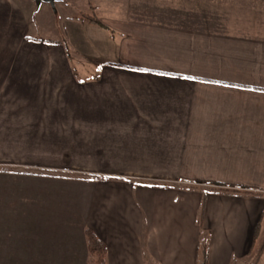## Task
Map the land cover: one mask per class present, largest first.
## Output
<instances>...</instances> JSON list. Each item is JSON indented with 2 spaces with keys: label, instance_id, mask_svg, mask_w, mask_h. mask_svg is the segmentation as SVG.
<instances>
[{
  "label": "crops",
  "instance_id": "obj_1",
  "mask_svg": "<svg viewBox=\"0 0 264 264\" xmlns=\"http://www.w3.org/2000/svg\"><path fill=\"white\" fill-rule=\"evenodd\" d=\"M93 8L102 26L74 25L116 59L47 43L0 62V264H87V230L107 264H200L201 243L208 264H247L264 244V0Z\"/></svg>",
  "mask_w": 264,
  "mask_h": 264
},
{
  "label": "rangeland",
  "instance_id": "obj_2",
  "mask_svg": "<svg viewBox=\"0 0 264 264\" xmlns=\"http://www.w3.org/2000/svg\"><path fill=\"white\" fill-rule=\"evenodd\" d=\"M93 4L94 0H63L53 9L48 4L38 8L34 0H0V62L37 61L43 47L37 44L47 43H60L74 63L116 59L117 47L112 48L103 37L97 39L98 29L82 34L80 25H74L76 18L100 15ZM76 45L85 53L76 55L72 50ZM45 56L41 61H54L50 55ZM252 258L247 264H264L258 262L257 250Z\"/></svg>",
  "mask_w": 264,
  "mask_h": 264
},
{
  "label": "trees",
  "instance_id": "obj_3",
  "mask_svg": "<svg viewBox=\"0 0 264 264\" xmlns=\"http://www.w3.org/2000/svg\"><path fill=\"white\" fill-rule=\"evenodd\" d=\"M79 20L90 22L102 26L101 22L95 16H85ZM214 192L219 194H237V195H251L254 194L248 191L239 190L235 188H227L223 186H214ZM87 245L89 250V261L87 264H107V247L105 244L90 230L86 231ZM209 247L207 243L200 244V264H208ZM264 252V244L260 247L257 258H260Z\"/></svg>",
  "mask_w": 264,
  "mask_h": 264
},
{
  "label": "water",
  "instance_id": "obj_4",
  "mask_svg": "<svg viewBox=\"0 0 264 264\" xmlns=\"http://www.w3.org/2000/svg\"><path fill=\"white\" fill-rule=\"evenodd\" d=\"M63 0H34L36 6L40 8L42 4H48L50 5L53 9H55V5L57 2H61Z\"/></svg>",
  "mask_w": 264,
  "mask_h": 264
}]
</instances>
